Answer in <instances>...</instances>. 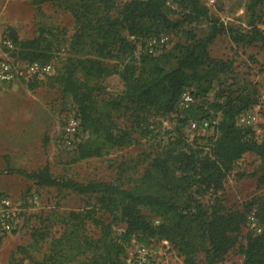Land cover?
Masks as SVG:
<instances>
[{"label": "trees", "instance_id": "obj_1", "mask_svg": "<svg viewBox=\"0 0 264 264\" xmlns=\"http://www.w3.org/2000/svg\"><path fill=\"white\" fill-rule=\"evenodd\" d=\"M56 1L64 3L76 20L77 29L68 44L44 28L38 36L26 39L10 28L5 37L13 46L5 50L17 59L43 62H52L66 51L65 56L60 54L54 73L28 83L36 87L44 81L72 99L84 132H89V137L75 148L77 159L101 156L109 148L130 145L135 131L148 135L152 132L151 107L176 113L181 92L186 87L193 88L194 82L200 86L209 82L206 88H200L206 95L212 84L210 74L227 72L231 67L228 61L213 57L208 49L219 34H229L238 43L259 44L264 49L259 8L264 6V0H250L248 30L225 25L203 0H127L121 5L116 0L35 3ZM171 5L181 8V18H172ZM201 19L211 23L206 36L191 34L190 41L178 42L166 52L146 50L139 59L135 58L137 46L133 38L160 36L181 28L185 22ZM115 74L124 80L125 89L119 96L107 97L101 79ZM239 89L230 90L225 100L216 102V114L195 104L185 118L177 116L182 123L176 128L177 134L157 150L140 183L132 188L108 180L80 181L57 176L48 164L35 170L10 164L0 168V173L21 172L40 186L66 188L97 199L93 206L65 214L59 235L35 229L33 246L49 237L51 241L42 259L29 256L32 263L124 264L135 241L152 244L167 239L184 256L186 264H200L201 253L205 264H228L227 255L238 245L245 264H264V231L244 232L253 210L264 225V193L236 206L228 205L217 194L247 153H255L264 164V140L258 138L253 126H241L237 120L259 103V91L250 80H245ZM194 91L199 97V91ZM130 110L135 117L133 127L120 126L115 113ZM191 117L215 121V135L206 144L188 138L185 126ZM209 193L216 194L215 200L205 203L202 198ZM120 220L126 226L118 233L115 225ZM245 236L247 242L243 245ZM20 249L29 255L27 248Z\"/></svg>", "mask_w": 264, "mask_h": 264}, {"label": "rangeland", "instance_id": "obj_2", "mask_svg": "<svg viewBox=\"0 0 264 264\" xmlns=\"http://www.w3.org/2000/svg\"><path fill=\"white\" fill-rule=\"evenodd\" d=\"M126 1L116 0V3L121 5ZM249 2L250 0H216L210 8L212 14L219 17L225 25L248 30ZM259 8L262 15L260 25L264 29V6ZM169 11L172 18H181L183 15L177 5H171ZM10 28H14L24 39L38 36L44 28L48 34L55 33L68 44L77 25L73 12L60 1L40 5L35 0H0V54L8 46L5 34ZM210 28L211 23L206 19L185 22L181 28L163 33L168 35L169 40L164 45H157V49L166 52L178 42L190 41L191 34L204 37ZM149 39L146 36L133 38L137 46L134 54L136 59L146 52ZM208 49L213 57L228 61L231 67L227 72L210 74L212 84L206 95L201 93L200 88H206L209 82L204 81L201 86L194 82L192 89L200 93L196 106L204 105L205 111L216 114V102L225 100L230 90L239 92L244 81L250 80L259 91V103L253 107L258 114V121L253 124V128L258 138L264 140V49L259 44L238 43L224 33L219 34ZM61 53L62 56L66 55L65 50ZM61 53L59 57L53 58L54 65L60 64ZM101 83L107 97L119 96L125 89L124 80L117 74L101 79ZM74 110L71 98L63 96L58 87L50 86L44 81L36 87L25 81L0 85V168L5 169L10 164L15 168L35 170L48 164L57 176L72 177L80 181L108 180L125 188H132L140 183L157 150L177 134L176 128L182 124L176 114L164 113L151 107V133L143 136L140 131H135V140L130 145L109 148L101 156L77 159V151L66 147L62 141L65 118ZM219 116L217 114L216 117L219 119ZM115 117L120 126L133 127L135 117L132 110L116 112ZM185 131L188 135L186 126ZM195 135L194 139L191 135L188 138L206 144L215 135V126ZM88 137L89 132L85 131L83 138ZM260 193H264V164L258 155L249 152L230 174L225 188L217 194L228 205L236 206ZM0 195L10 196L19 210L14 215L18 223L17 229L6 232L0 238V264H33L29 258L31 255L42 259L49 251L51 238L33 246L34 230H47L52 235H59L63 230L62 218L65 214L97 203L95 195L81 194L57 186H40L18 171L0 173ZM215 197L216 194L209 193L202 200L210 203ZM125 226L126 223L120 220L115 229L121 233ZM249 230L245 228L244 232ZM246 242L245 236L242 244ZM154 243L164 247L159 241ZM140 244L135 241L129 249L133 250ZM20 247L27 248L29 255ZM241 251V245L233 248L227 255V263L240 264L244 259ZM199 256L200 264H205L204 254ZM127 258L124 264H128ZM162 263L158 256L150 264Z\"/></svg>", "mask_w": 264, "mask_h": 264}, {"label": "built area", "instance_id": "obj_3", "mask_svg": "<svg viewBox=\"0 0 264 264\" xmlns=\"http://www.w3.org/2000/svg\"><path fill=\"white\" fill-rule=\"evenodd\" d=\"M216 0H206V4L212 6ZM147 51L150 53H159L157 45H164L168 42L169 37L166 34L155 36L149 39ZM5 43L13 46L11 39L5 37ZM55 72L53 62H43L40 60L29 61L13 57L9 52L5 51L0 54V85L12 84L17 81L29 82L38 78H44ZM197 103V96L194 89L186 87L180 95L176 114L179 117H186L188 111ZM238 124L241 126H253L258 121L257 112L251 108L238 116ZM215 122V121H214ZM214 122L209 118H189L186 124L188 135L194 139L200 131H207ZM192 133V134H191ZM62 141L66 147L75 149L83 141L84 129L81 117L76 108L72 114L65 118L62 128ZM190 138V137H189ZM18 208L14 206L10 196L0 195V238L6 233L17 229L18 223L15 221L14 215H17ZM12 218V219H11ZM247 227L257 233L264 231V225L260 222L256 211L253 210L248 215ZM157 245L140 244L133 252L128 264H150L154 259L157 250ZM244 258V256H243ZM240 264H245L244 259Z\"/></svg>", "mask_w": 264, "mask_h": 264}, {"label": "crops", "instance_id": "obj_4", "mask_svg": "<svg viewBox=\"0 0 264 264\" xmlns=\"http://www.w3.org/2000/svg\"><path fill=\"white\" fill-rule=\"evenodd\" d=\"M159 242L163 243L164 247H159L157 245L158 251L156 252L155 257L160 256V260L161 262H163L162 264H186L184 256L178 253V251L173 247V245L169 240L164 239V240H160ZM135 250L136 248L133 250L129 249L128 254H130V257L127 258L128 260L131 258L132 253ZM177 259H179L178 262Z\"/></svg>", "mask_w": 264, "mask_h": 264}]
</instances>
